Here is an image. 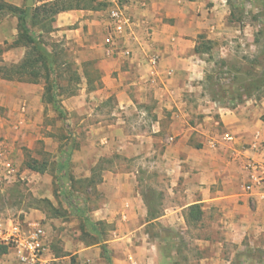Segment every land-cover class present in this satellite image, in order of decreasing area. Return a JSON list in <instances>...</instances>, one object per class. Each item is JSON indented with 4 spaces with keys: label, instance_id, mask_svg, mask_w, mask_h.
<instances>
[{
    "label": "crops",
    "instance_id": "1",
    "mask_svg": "<svg viewBox=\"0 0 264 264\" xmlns=\"http://www.w3.org/2000/svg\"><path fill=\"white\" fill-rule=\"evenodd\" d=\"M47 1L38 0V5ZM0 2L22 7L23 0ZM122 4L133 21L132 33L119 43L132 50L128 56L107 54L110 5L55 16L51 35L66 40L79 63L74 94L60 92L55 101L45 102V82L0 77V135L6 133L2 124L7 120L1 108L16 121L31 122L34 132L16 124L21 127L15 134L19 145L32 147L35 140L44 139L45 150L57 154L56 173L63 175L58 180L46 171L25 167L22 174L34 197L48 200L51 207L22 205L17 211L23 219L6 221L20 222L28 230L43 227L49 254L57 264H161L167 257L165 239H152L148 228L157 226L160 233L173 234L187 229L195 223L187 218L194 204L202 210L195 226L207 228V234L220 233L237 243L247 236L257 239L264 233V190H244L248 177L243 164L248 158L264 161V99L251 97L229 107L198 94L211 61V43L218 42L225 57L232 33L240 32L229 19V4L226 0H123ZM3 13L2 63L16 64L26 48L13 45L18 17ZM201 40L207 41V48ZM66 85L59 88L66 91L73 82ZM65 116L71 125L65 133L74 139L62 147L59 135L41 129L44 121L50 129L54 120ZM226 135L233 139L224 140ZM1 141L5 154L15 149ZM148 154H158L169 178L171 203L158 213L142 190V171L135 161ZM96 172L99 197H88L91 187L87 192L71 188L91 181ZM66 196L74 200L69 202ZM98 222L109 226L103 238L97 233ZM199 245L207 252L198 263H230L221 256L223 243L209 234ZM3 248L0 264H19L15 250L0 244ZM176 255L173 250L168 258L175 260Z\"/></svg>",
    "mask_w": 264,
    "mask_h": 264
},
{
    "label": "rangeland",
    "instance_id": "2",
    "mask_svg": "<svg viewBox=\"0 0 264 264\" xmlns=\"http://www.w3.org/2000/svg\"><path fill=\"white\" fill-rule=\"evenodd\" d=\"M26 2L27 0H23L22 7L27 6ZM226 2L229 4V19L234 22L233 26L235 28L240 29V32L232 33L225 57L222 56V49L218 42H215V44L211 43V61L203 79V87L198 89V94L209 100H217L224 105L228 102L229 104L232 103V94L238 95L233 100L240 103L251 97L256 100L264 99V0H226ZM38 3V0H34L31 6H37ZM5 16V13L0 14V18ZM46 39L48 41L55 40L56 43L54 44L58 45L59 50H62L60 61L70 60L73 64V70L78 71L79 63L76 61V54L70 49L66 40L54 35H47ZM201 43L205 47L208 45L206 40H201ZM65 69L66 65L57 67L59 74L58 84L62 87L67 86L69 77ZM96 74L93 72L94 76ZM73 88L76 89L75 82L73 83ZM58 91L61 93L66 92L62 88H59ZM1 113L2 117H6L7 120L2 124V128L6 133L5 135H0V141L4 140L6 144H10L9 146H14L15 149L6 155L20 168V172L24 171L26 160L35 158L38 160V166L45 165L46 169L49 167L45 171L53 175L54 178L61 179L63 175L59 174V172L56 173L54 168L57 162V154L45 150L46 143L44 139L35 140L33 146L29 147L27 145H19L21 139L15 137V134H18V130L21 128L18 129L16 124L23 125V130L27 132H34L35 126H32L31 122L25 124L6 116L2 108ZM70 127L71 125L66 122V116L64 118L58 117L53 121L50 129L47 128V122L44 121L41 133L47 134L48 132L53 135H59L60 143L63 147L66 145V140L68 142L74 139L72 135L68 136L65 133V130L67 131ZM61 134H66V137L62 138ZM33 139L34 136L27 137L28 141ZM55 139L53 138L54 141H56ZM20 159H22V163H20ZM117 159L119 162L122 161L120 157ZM135 161L142 171L140 174L142 190L149 197V203L154 208V212H161L164 206H168L171 203L167 197L169 195L167 185L169 178L162 168L161 158L158 154H148L138 156ZM98 179L99 175L96 172L93 182H77L74 183L73 188L78 191L85 189L87 192V189L91 187L92 190L87 192L89 194L88 197H99L95 190V183ZM29 183L30 181L27 178L22 179L20 176L16 180L5 179L0 171V218H13L21 221L23 214H19L17 209L22 205H37L49 208L46 203L34 197ZM56 188H58L57 185ZM90 203L93 205L95 201L91 199ZM98 226L105 235L108 234V225L98 222ZM148 229L152 239H165L162 241V246L163 253L167 257H164L161 264H172V261L174 264H200L196 260L203 252L206 253L207 251L204 250L202 252L198 249L200 247L199 242L208 234L214 240L223 243L220 253L225 260L230 262L229 264H264V233L257 239L247 236L241 243H237L236 241L226 240L224 235L220 233L210 232L207 234V228L195 226V223H190L187 229L185 227L183 229L179 228L177 234L167 231L160 233V229L157 226ZM89 236L90 239L93 238L91 235ZM173 250H177V259L175 260L168 258ZM218 264H228V262L221 261Z\"/></svg>",
    "mask_w": 264,
    "mask_h": 264
},
{
    "label": "trees",
    "instance_id": "3",
    "mask_svg": "<svg viewBox=\"0 0 264 264\" xmlns=\"http://www.w3.org/2000/svg\"><path fill=\"white\" fill-rule=\"evenodd\" d=\"M122 4L123 0H119ZM109 4L108 1L97 0H50L42 3L38 6H25L18 7L8 3L0 2V11L10 12L18 17V35L13 45L23 46L26 48V53L22 61L16 64H0V77L6 80H17L24 82L38 83L45 82L44 101H55L59 95V84L57 67L66 65L65 72L67 73L68 80L70 82L78 83L80 81V75L76 70H73L72 62L66 60L60 61L62 50L58 49V45H55V40L48 41L47 35L55 30L54 22L55 16L61 12L70 9L78 8H91L101 9L106 8ZM205 47V46H204ZM208 46H206L207 48ZM210 48V47H209ZM3 53V48L0 46V55ZM0 62L2 59L0 58ZM71 89V90H70ZM68 90V91H67ZM76 89L69 87L66 89L67 94H74ZM237 94H232V103L226 104L229 107L237 106L239 101L233 99L237 98ZM242 96V95H239ZM38 160L33 158L26 160L25 166L36 171L44 172L46 167L38 166ZM93 182V179L91 180ZM73 188V187H71ZM67 195V192H66ZM69 202L71 199L66 196ZM47 205L51 207V203L48 200H43ZM85 221L90 223L89 218L83 212ZM188 220L190 222H197L202 218V210L198 204L191 205L188 209ZM97 233L103 238L106 235L103 230L98 228ZM1 251H6L3 248Z\"/></svg>",
    "mask_w": 264,
    "mask_h": 264
},
{
    "label": "built area",
    "instance_id": "4",
    "mask_svg": "<svg viewBox=\"0 0 264 264\" xmlns=\"http://www.w3.org/2000/svg\"><path fill=\"white\" fill-rule=\"evenodd\" d=\"M110 2L108 33L105 37L107 54L115 55L123 52L127 56L131 55L132 50L120 48L119 43L132 33L133 21L123 4L117 0ZM151 61L156 63L157 58L152 57ZM232 139V136H224V140ZM3 147L4 144L0 141V171L2 175L8 180H16L18 176L25 179L20 168L5 154ZM243 169L248 177L244 184V190L248 193L262 192L264 190V161L248 158L243 164ZM0 244L15 250L19 264H57L54 256L49 254L50 246L47 234L41 226L28 230L20 222H8L6 219L0 218Z\"/></svg>",
    "mask_w": 264,
    "mask_h": 264
},
{
    "label": "water",
    "instance_id": "5",
    "mask_svg": "<svg viewBox=\"0 0 264 264\" xmlns=\"http://www.w3.org/2000/svg\"><path fill=\"white\" fill-rule=\"evenodd\" d=\"M33 3H34V0H27L26 5L31 6L33 5Z\"/></svg>",
    "mask_w": 264,
    "mask_h": 264
}]
</instances>
